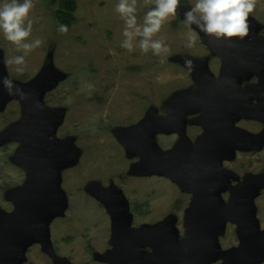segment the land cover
<instances>
[{
	"label": "rangeland",
	"instance_id": "1",
	"mask_svg": "<svg viewBox=\"0 0 264 264\" xmlns=\"http://www.w3.org/2000/svg\"><path fill=\"white\" fill-rule=\"evenodd\" d=\"M16 2L22 4L24 0ZM119 2L77 0L75 21L66 33H61L53 16L55 4L50 0H31L33 6L27 20L32 21V27L25 42L40 40L41 43L27 54L8 41L0 30V57L7 80L29 83L47 65L59 74V80L42 98L45 106L60 110L52 136L58 144L71 140L74 156L71 164L58 173L66 207L62 215L50 221L48 228L54 253L76 264H108L95 256L111 248L110 215L91 191L95 184L103 187L112 184L122 191L133 214L132 226L173 217L179 235H183L184 209L191 200V193L182 191L166 176L133 173L131 169L138 157L127 154L117 131L147 121L150 112L157 116L164 114L175 97L194 84L188 68L174 61V57H206L214 76L220 67L218 56L211 54L199 33L185 23L177 11L163 21L152 37V40L162 41L167 51L162 50L158 55L151 49L143 52L139 36L133 39V50L129 51L122 46L126 40L123 34L126 24L116 11ZM196 2L179 0V7L192 9ZM6 3L12 0H0V8ZM135 7L136 23L143 27L145 15L155 7V0H136ZM249 16L258 23V34L263 36L264 0H255ZM17 56H23V65L9 63ZM18 67L23 71H17ZM259 79H264V69L262 74H253L244 83H256ZM260 104L264 105V99ZM22 116L20 101L15 97L0 107V208L7 212L13 210V204L5 192L21 185L25 178L24 170L14 161L21 142L8 135V130ZM195 117H186L183 135L156 133V145L167 151L182 136L189 140L200 126L195 123ZM235 126L261 133L264 117L240 118ZM222 167L231 173L230 186L247 173H259L264 169V146L235 149L232 158L222 160ZM228 194L229 189L222 192L223 200H227ZM254 205L260 228L264 229V189L255 197ZM218 241L222 249L236 246L239 242L236 225L227 221ZM147 249L150 251L149 247ZM219 262L220 259L213 264ZM22 264L54 263L41 245L34 243L26 250ZM259 264H264V260Z\"/></svg>",
	"mask_w": 264,
	"mask_h": 264
},
{
	"label": "water",
	"instance_id": "2",
	"mask_svg": "<svg viewBox=\"0 0 264 264\" xmlns=\"http://www.w3.org/2000/svg\"><path fill=\"white\" fill-rule=\"evenodd\" d=\"M189 10L186 6L177 8L184 22ZM247 24L249 31L242 39L217 38L190 25L211 54L220 59L217 76L209 70L206 57H174L188 68L194 84L178 94L164 114L150 112L147 121L117 131L127 154L138 157L133 173L166 176L191 193L184 209L183 235H179L173 217L132 226L133 214L122 191L112 184H95L91 191L110 215L111 233V248L96 253L97 259L108 264H213L218 259L217 264H259L264 260V229L254 205L264 189V170L247 173L230 186L231 173L222 167V160L232 158L235 149L264 146V132L251 133L235 126L240 118L264 117V105L253 103L254 99H264V79L242 84L264 69V35L258 34L259 25L249 15ZM5 79L0 57V107L12 97L21 104L23 116L8 135L21 142L14 161L24 170L25 178L21 185L5 192L13 210L0 208V264H22L26 250L34 243L41 245L54 264H76L54 253L48 228L66 207L58 173L74 156L71 140L58 144L52 136L60 110L48 108L42 98L59 80V74L47 65L29 83L12 82L11 92ZM199 111L202 113L194 121L202 132L194 141L182 136L167 151L156 145V133L183 135L187 115ZM227 189L228 198L223 200L222 192ZM227 221L236 225L239 242L222 249L218 239Z\"/></svg>",
	"mask_w": 264,
	"mask_h": 264
},
{
	"label": "clouds",
	"instance_id": "3",
	"mask_svg": "<svg viewBox=\"0 0 264 264\" xmlns=\"http://www.w3.org/2000/svg\"><path fill=\"white\" fill-rule=\"evenodd\" d=\"M135 3L136 0H131V3L129 0H120L116 6V11L125 19L126 24L123 33L126 40L122 46L132 51V41L139 36L141 37L139 47L143 52L151 49L158 55L162 50L167 51L162 41L152 40V37L160 30L168 16L176 14L179 0H155V7L145 15L143 27L136 23ZM32 6L31 0H24L22 4L12 0V3H6L0 8V30L8 41L23 49L25 54L41 43L40 40L33 43L25 42L31 34L32 21L27 20V17ZM254 6L255 0H197L195 6L185 13L184 18L189 26L195 24L208 35H215L217 38L239 37L242 39L248 34L247 18L254 10ZM58 30L66 33L67 26L60 25ZM9 63L23 65L24 58L17 56L9 60ZM17 71H23V68L18 67ZM4 84L11 92L12 82L5 79Z\"/></svg>",
	"mask_w": 264,
	"mask_h": 264
},
{
	"label": "trees",
	"instance_id": "4",
	"mask_svg": "<svg viewBox=\"0 0 264 264\" xmlns=\"http://www.w3.org/2000/svg\"><path fill=\"white\" fill-rule=\"evenodd\" d=\"M55 4L53 16L57 22V29L60 25H66L70 28L75 21V11L77 8V0H50Z\"/></svg>",
	"mask_w": 264,
	"mask_h": 264
},
{
	"label": "flooded vegetation",
	"instance_id": "5",
	"mask_svg": "<svg viewBox=\"0 0 264 264\" xmlns=\"http://www.w3.org/2000/svg\"><path fill=\"white\" fill-rule=\"evenodd\" d=\"M242 84L244 85V84H253V83H244V82H243ZM260 101H261V100H260ZM260 101H258L257 99H254V100H253V103H256V104L258 103V104H260ZM198 115H199V114H198ZM187 116L191 118V117L197 116V114H189V115H187ZM244 121H246V120H244ZM188 126H190V124H189ZM197 129H198L197 132H195V133H193L191 136H189V139H190V140H192V141L195 140V139L201 134V132H202L201 127H200V126H197ZM263 170H264V169H263ZM263 170H262V171H263ZM260 172H261V171H260Z\"/></svg>",
	"mask_w": 264,
	"mask_h": 264
},
{
	"label": "bare ground",
	"instance_id": "6",
	"mask_svg": "<svg viewBox=\"0 0 264 264\" xmlns=\"http://www.w3.org/2000/svg\"><path fill=\"white\" fill-rule=\"evenodd\" d=\"M93 189V188H92Z\"/></svg>",
	"mask_w": 264,
	"mask_h": 264
}]
</instances>
